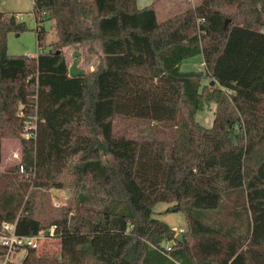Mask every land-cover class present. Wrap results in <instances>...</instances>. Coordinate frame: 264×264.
I'll return each mask as SVG.
<instances>
[{"label": "trees", "instance_id": "16d2710c", "mask_svg": "<svg viewBox=\"0 0 264 264\" xmlns=\"http://www.w3.org/2000/svg\"><path fill=\"white\" fill-rule=\"evenodd\" d=\"M32 2L31 57L8 53L29 27L0 0V166L3 140L20 149L0 172V230L55 233L6 264H264V0H199L164 21L156 0ZM68 46L97 65L70 74ZM199 54L204 72L181 70ZM210 103L208 128L195 116ZM159 203L183 210L182 241Z\"/></svg>", "mask_w": 264, "mask_h": 264}, {"label": "rangeland", "instance_id": "374dc122", "mask_svg": "<svg viewBox=\"0 0 264 264\" xmlns=\"http://www.w3.org/2000/svg\"><path fill=\"white\" fill-rule=\"evenodd\" d=\"M175 0H156L157 3V15L160 21H164L169 17L179 13L184 8L193 6L198 3L199 0H184L182 8L178 9L174 3ZM180 6V5H179ZM4 11L11 9L17 13L18 19L27 23L29 29L18 34V32H11L8 34V53L11 55H37V35H36V20L33 14V2L32 0H3L1 7ZM45 28L49 31V43H52L57 39L53 22L46 20L44 22ZM67 60L69 62V73L76 74L78 72H87L92 70L99 61V56H86L84 54V47L75 51L71 46L64 49ZM182 71H194L204 72V60L201 54L188 58L181 64ZM204 82H208L205 79ZM211 83V82H210ZM216 110V104H207L203 109L196 112L195 119L205 127H212L214 121V115ZM20 160L19 141L11 140L4 145L3 149V166L15 164ZM3 166L0 170L3 169ZM55 190V189H54ZM54 206H61L69 198L70 193L68 190H60L56 193L54 191ZM171 208V211H167ZM172 204L159 203L155 207L154 217L161 219L168 223L175 231L187 229V220L183 210L173 211ZM25 252L22 251L15 258L16 262H21L24 258ZM4 257V256H3ZM0 256V264H4L5 258Z\"/></svg>", "mask_w": 264, "mask_h": 264}, {"label": "built area", "instance_id": "2783aa9c", "mask_svg": "<svg viewBox=\"0 0 264 264\" xmlns=\"http://www.w3.org/2000/svg\"><path fill=\"white\" fill-rule=\"evenodd\" d=\"M31 57L34 55H30ZM59 206V205H56ZM183 229L177 230L176 235L183 233ZM55 233V226H51L47 231L41 230L32 236H19L16 233L15 224L4 222L0 230V245L5 247L7 252L0 255L7 262H16L15 258L22 251L26 253L28 248L39 249L47 239H51Z\"/></svg>", "mask_w": 264, "mask_h": 264}, {"label": "crops", "instance_id": "0c3cea01", "mask_svg": "<svg viewBox=\"0 0 264 264\" xmlns=\"http://www.w3.org/2000/svg\"><path fill=\"white\" fill-rule=\"evenodd\" d=\"M152 2H153V0H137V5H138L139 8H144V7L148 6V5H150ZM183 2H184V0H175V1H174V3L177 5V8H178V9H180V8H182V6H184V5H183ZM2 4H3V0H1V7H2ZM179 5H180V6H179ZM1 9H2V8H1ZM184 9H185V8H184ZM2 10H3V9H2ZM3 11H4V10H3ZM8 11L14 12V11H12L11 9H9ZM53 27H54V26H53ZM56 40H57V39H56ZM56 40H55V41H56ZM72 49L75 50V48H73V47H72ZM75 51H77V50H75ZM9 141H11V140H3V142H2V148H3V149H4V145H5V143H7V142H9ZM2 160H3V159H2ZM2 166H3V164L1 163L0 169H1ZM6 166H7V165H6ZM6 166H3V169L0 170V172H2Z\"/></svg>", "mask_w": 264, "mask_h": 264}, {"label": "water", "instance_id": "95a60500", "mask_svg": "<svg viewBox=\"0 0 264 264\" xmlns=\"http://www.w3.org/2000/svg\"><path fill=\"white\" fill-rule=\"evenodd\" d=\"M227 24H228V21H226V23H225V27L227 26ZM210 84H211V85H214V84H215V81L212 80ZM53 191L56 193V190H53ZM172 210L174 211L175 209L173 208ZM183 236H184V235H183L182 233L177 234V235H176V239H177L178 241H182Z\"/></svg>", "mask_w": 264, "mask_h": 264}]
</instances>
